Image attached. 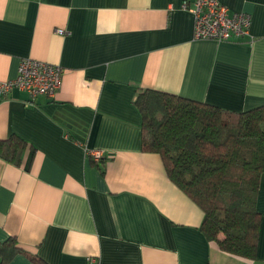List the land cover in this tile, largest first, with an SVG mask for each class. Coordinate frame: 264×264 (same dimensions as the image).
I'll list each match as a JSON object with an SVG mask.
<instances>
[{"label": "crops", "instance_id": "1", "mask_svg": "<svg viewBox=\"0 0 264 264\" xmlns=\"http://www.w3.org/2000/svg\"><path fill=\"white\" fill-rule=\"evenodd\" d=\"M186 1L0 0V82L23 59L64 70L54 99L0 94V139L28 145L19 165L0 158V243L14 237L45 264H264V174L246 259L204 236L201 208L142 150L143 90L235 112L264 105V0H220L251 16V37L228 42L195 40Z\"/></svg>", "mask_w": 264, "mask_h": 264}, {"label": "trees", "instance_id": "2", "mask_svg": "<svg viewBox=\"0 0 264 264\" xmlns=\"http://www.w3.org/2000/svg\"><path fill=\"white\" fill-rule=\"evenodd\" d=\"M134 105L141 115L144 152L161 156L170 180L204 213L201 231L223 252L257 255L264 174V105L243 112L146 89ZM28 145L12 135L0 139V158L19 165ZM16 254L45 264L11 237L0 243L6 263Z\"/></svg>", "mask_w": 264, "mask_h": 264}, {"label": "built area", "instance_id": "3", "mask_svg": "<svg viewBox=\"0 0 264 264\" xmlns=\"http://www.w3.org/2000/svg\"><path fill=\"white\" fill-rule=\"evenodd\" d=\"M184 9L194 18V39L228 42L251 37V16L247 13H231L220 0H189ZM63 35V30H58ZM64 70L60 65L33 59H23L16 79L0 82V94H6L18 88L34 100L38 97L54 99L61 88ZM96 162L100 161L102 151H87ZM87 264H100L96 257L88 259Z\"/></svg>", "mask_w": 264, "mask_h": 264}]
</instances>
